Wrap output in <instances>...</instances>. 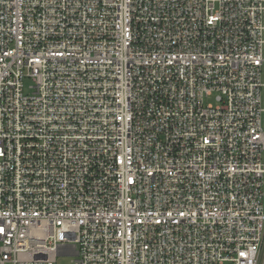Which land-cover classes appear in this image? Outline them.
I'll use <instances>...</instances> for the list:
<instances>
[{"label":"built area","instance_id":"obj_1","mask_svg":"<svg viewBox=\"0 0 264 264\" xmlns=\"http://www.w3.org/2000/svg\"><path fill=\"white\" fill-rule=\"evenodd\" d=\"M59 256L264 264V0H0V264Z\"/></svg>","mask_w":264,"mask_h":264},{"label":"rangeland","instance_id":"obj_2","mask_svg":"<svg viewBox=\"0 0 264 264\" xmlns=\"http://www.w3.org/2000/svg\"><path fill=\"white\" fill-rule=\"evenodd\" d=\"M30 84L29 80H24V88L26 89L27 86ZM216 94H212L209 97L204 98V103H209L213 106L217 104V101L215 99ZM56 264H72L71 257H65V256H59L57 258Z\"/></svg>","mask_w":264,"mask_h":264}]
</instances>
